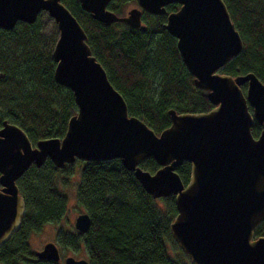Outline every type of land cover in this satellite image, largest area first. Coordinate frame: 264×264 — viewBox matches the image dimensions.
Listing matches in <instances>:
<instances>
[{
    "label": "water",
    "instance_id": "water-1",
    "mask_svg": "<svg viewBox=\"0 0 264 264\" xmlns=\"http://www.w3.org/2000/svg\"><path fill=\"white\" fill-rule=\"evenodd\" d=\"M111 0H79L83 10L110 26L142 24L144 12L166 14V30L197 88L206 90L214 107L206 112L168 110L171 123L157 133L129 113L121 92L92 54L87 33L62 0H0V28L19 21L33 23L42 11L55 20L59 35L52 50L55 80L68 87L77 111L63 137L35 143L19 125L4 120L0 127V247L21 226L25 201L17 180L48 159L62 168L81 161L120 159L154 198L174 195L177 214L170 232L192 264H264V235L255 230L264 221V82L254 73L221 72L244 48L240 32L224 0H136L138 6L118 15ZM245 86V89L243 87ZM261 126L255 137L254 123ZM152 158L159 168L141 163ZM190 163L185 184L176 168ZM88 212L74 226L90 228ZM34 254L61 261L57 244L48 241ZM64 264H90L72 255Z\"/></svg>",
    "mask_w": 264,
    "mask_h": 264
},
{
    "label": "trees",
    "instance_id": "trees-1",
    "mask_svg": "<svg viewBox=\"0 0 264 264\" xmlns=\"http://www.w3.org/2000/svg\"><path fill=\"white\" fill-rule=\"evenodd\" d=\"M224 1L244 48L221 72L233 76L254 72L264 82V0ZM62 2L86 31L92 54L124 96L129 113L157 133L170 125V108L206 112L214 107L208 92L195 86L176 38L164 27L166 14L145 12V30L125 22L105 26L83 10L79 0ZM130 2L136 0H111L108 8L124 15ZM178 8V3L166 7L167 12ZM42 40L39 17L33 23L19 21L10 30L0 28V127L4 120L15 123L33 143L63 137L68 119L77 111L72 91L54 78L55 61ZM260 130L255 122L253 135L257 137ZM75 162L83 163L77 198L91 224L84 233H61L62 244L73 248L84 244L90 264H192L170 232L177 214L174 195L154 198L120 159ZM72 166L59 168L48 159L42 166L32 165L17 180L25 213L19 229L0 247V264H61L38 258L29 248L28 237L64 216V175L70 174ZM141 166L152 173L159 168L152 158ZM176 170L186 184L190 163L184 161ZM260 235H264V221L255 230V236Z\"/></svg>",
    "mask_w": 264,
    "mask_h": 264
},
{
    "label": "rangeland",
    "instance_id": "rangeland-1",
    "mask_svg": "<svg viewBox=\"0 0 264 264\" xmlns=\"http://www.w3.org/2000/svg\"><path fill=\"white\" fill-rule=\"evenodd\" d=\"M138 6L137 3H128L127 9ZM39 22L41 25L42 42L45 50L52 53L55 42L59 35V30L55 20L46 11H42L39 15ZM83 163L74 162L72 168L68 171L70 174L67 177V183L62 188L63 193L67 196V211L64 216L54 222L44 224L39 231L31 232L28 237V245L32 252L43 248L44 244L48 241H53L57 244L61 253V264H64L63 259L67 256H74L76 258H87L86 249L84 244L77 248L64 245L59 240L61 233H72L77 230L74 226L76 217L86 210L78 203L77 188L80 181V170ZM170 251L173 253V248L170 245Z\"/></svg>",
    "mask_w": 264,
    "mask_h": 264
},
{
    "label": "flooded vegetation",
    "instance_id": "flooded-vegetation-1",
    "mask_svg": "<svg viewBox=\"0 0 264 264\" xmlns=\"http://www.w3.org/2000/svg\"><path fill=\"white\" fill-rule=\"evenodd\" d=\"M136 3H137V1H136ZM173 4H174V3H173ZM144 13H145V12H144ZM144 13H143V14H144ZM167 13H168V12H167ZM167 13H166V15H167ZM125 14H126V13H125ZM125 14H124V15H125ZM142 16H143V15H142Z\"/></svg>",
    "mask_w": 264,
    "mask_h": 264
}]
</instances>
